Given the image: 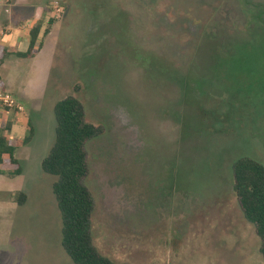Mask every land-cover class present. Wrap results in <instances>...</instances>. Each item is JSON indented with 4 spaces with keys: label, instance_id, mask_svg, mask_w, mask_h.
<instances>
[{
    "label": "rangeland",
    "instance_id": "374dc122",
    "mask_svg": "<svg viewBox=\"0 0 264 264\" xmlns=\"http://www.w3.org/2000/svg\"><path fill=\"white\" fill-rule=\"evenodd\" d=\"M19 1L0 2V35L54 22L39 63L9 57L0 69L27 88L21 114L34 129L16 155L23 173L0 172V264H75L62 245L57 177L41 167L55 106L70 96L102 129L86 144L85 184L104 256L264 264L232 172L243 157L264 164V15L254 5L264 0Z\"/></svg>",
    "mask_w": 264,
    "mask_h": 264
},
{
    "label": "trees",
    "instance_id": "16d2710c",
    "mask_svg": "<svg viewBox=\"0 0 264 264\" xmlns=\"http://www.w3.org/2000/svg\"><path fill=\"white\" fill-rule=\"evenodd\" d=\"M254 5L260 19L264 15V3ZM53 22V19H48L34 26L30 31L27 51L15 54L23 58L34 56L42 47ZM13 52L15 49L0 48V65L5 56ZM0 90L6 91L1 76ZM55 116V142L41 167L45 173L57 177L53 192L62 215V245L75 264H115L94 243L92 215L95 199L85 184L89 172L86 144L100 136L102 129L86 120L82 102L73 96L57 102ZM27 129L29 134L23 139L0 134V172L9 171L16 176L22 174L16 152L32 139L34 129L31 121ZM232 172L233 192L245 219L255 228L261 241L260 252L264 256V164L243 157L232 164ZM17 196L19 204H23L27 198L24 193Z\"/></svg>",
    "mask_w": 264,
    "mask_h": 264
},
{
    "label": "crops",
    "instance_id": "0c3cea01",
    "mask_svg": "<svg viewBox=\"0 0 264 264\" xmlns=\"http://www.w3.org/2000/svg\"><path fill=\"white\" fill-rule=\"evenodd\" d=\"M11 1L13 2V7L20 4L19 0H11ZM0 8H1V5H0ZM4 18H5V15H3L2 12L0 11V20L3 21ZM2 33L3 32L1 31L0 34ZM47 36L45 37V39L47 38ZM45 39L43 41L42 47L36 51L34 56L29 57V58H23V57L17 56L15 53L16 52L25 53L27 51L29 47V43H30V35H19L17 31H13V33L10 32L7 35H0V48L15 49V52L11 53L10 55L5 56L4 60L2 61L0 65V69L5 66L4 64L6 63L9 57H17L18 59H21V60H28L29 62H31V64L32 62H36V64L37 62L39 63V56L42 54L40 52L42 51L45 45ZM0 76L4 82L5 90L9 91V93L20 104L23 105L21 101L28 99V91L26 90L27 88L17 86V82H14L10 85L1 74ZM29 121L30 119L27 118L26 116L24 117V115H22L21 112L16 113L10 109H0V134H5L8 136V134L11 133L13 128L15 127H21V128L27 127ZM17 152H16V155H17ZM10 174L14 175L12 172H10Z\"/></svg>",
    "mask_w": 264,
    "mask_h": 264
},
{
    "label": "built area",
    "instance_id": "2783aa9c",
    "mask_svg": "<svg viewBox=\"0 0 264 264\" xmlns=\"http://www.w3.org/2000/svg\"><path fill=\"white\" fill-rule=\"evenodd\" d=\"M2 0H0L1 2ZM10 1V0H6ZM15 109L18 112H23L24 107L7 91L0 90V109Z\"/></svg>",
    "mask_w": 264,
    "mask_h": 264
}]
</instances>
